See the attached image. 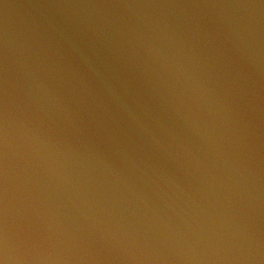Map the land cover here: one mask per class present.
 <instances>
[{"label":"water","instance_id":"obj_1","mask_svg":"<svg viewBox=\"0 0 264 264\" xmlns=\"http://www.w3.org/2000/svg\"><path fill=\"white\" fill-rule=\"evenodd\" d=\"M0 264H264V0H0Z\"/></svg>","mask_w":264,"mask_h":264}]
</instances>
